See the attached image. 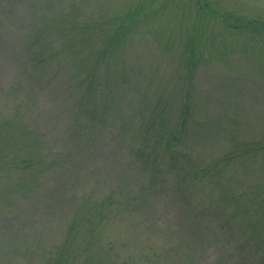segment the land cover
Masks as SVG:
<instances>
[{"label":"rangeland","instance_id":"rangeland-1","mask_svg":"<svg viewBox=\"0 0 264 264\" xmlns=\"http://www.w3.org/2000/svg\"><path fill=\"white\" fill-rule=\"evenodd\" d=\"M53 16L57 49L35 43ZM263 22L264 0H0V124L40 137L36 163L0 162V264H264V230L225 205L264 189L244 169L264 167ZM59 48L80 64H37Z\"/></svg>","mask_w":264,"mask_h":264},{"label":"trees","instance_id":"trees-1","mask_svg":"<svg viewBox=\"0 0 264 264\" xmlns=\"http://www.w3.org/2000/svg\"><path fill=\"white\" fill-rule=\"evenodd\" d=\"M140 8L138 10H135L137 13L136 15H138L139 13L137 11H139ZM58 13V15H60L59 10L56 12ZM245 18V17H244ZM241 19V18H240ZM244 21V20H243ZM253 20L250 19H246L244 25L237 23L236 26H231L232 29H246V28H250L252 25H249ZM69 22V18L67 17H52V18H46L44 19V27L47 28V30H53L51 35H55L56 37V28L58 26H68ZM256 23H258L256 21ZM264 24V22H263ZM227 26V27H230ZM256 26V25H255ZM254 26V27H255ZM253 27V28H254ZM256 30L259 29V27H255ZM58 39L57 37L53 40H49V41H45L42 38V35L38 34L35 38V43L38 44H44V46L46 48H48L49 45H51V43H54L53 48H49V49H57L58 47ZM52 52H55V55L50 56ZM38 60H37V64L38 65H44V64H49L50 62H52L53 60H55V57L58 56H65V57H69L65 54L62 53L61 48H59V50L55 51V50H47L46 52H42L41 50L38 53ZM70 58V57H69ZM71 62L76 63L73 59H71ZM76 61L78 60V57L75 59ZM77 65L80 64L76 63ZM92 64V63H91ZM56 70V69H55ZM95 70V71H94ZM73 71H75L73 69ZM101 70L99 69H95V67L89 66L88 68H86L84 71H82L81 74H86L85 78H84V82L87 84L86 85V92L88 95V101H91V99L93 98V96H90V93L92 92L93 89L97 88V87H102V85L99 83L98 81V72H100ZM56 72H59L58 70H56ZM75 78V75L72 77ZM115 81L116 83H121V80L117 79L115 77ZM104 83V82H102ZM105 84V83H104ZM26 89H21L19 91V89H17L16 93L18 94V98L16 99V108L15 110H20L23 107V101L20 99L19 94L21 93H25ZM108 101L107 99H104L103 103H102V114H105V110L107 108ZM185 106V105H184ZM183 106V108H184ZM253 115L255 116L256 122H252V130L256 131V134L258 136H263L262 139L257 140V142H255L254 149H256L255 151H257L260 155L264 154V121L262 118H264V113H256L253 112ZM15 121V119H14ZM15 123H17L15 121ZM20 124V123H17ZM22 125V124H20ZM23 129L25 130V126L22 125ZM154 129V127H152ZM174 130L171 131V133L169 134H165V137L163 138L164 141L162 142L163 147H165V149L167 150L168 155L170 154H174L173 152L180 150L183 146L181 144H179V139L183 138V139H187L188 137V130H187V123H185V121L181 120L179 122H177V124L174 126L173 128ZM13 131V129L10 127V122H4L2 124H0V154L4 155V159L0 160V162L6 164V163H15L17 162L19 165H22L24 162H33L36 163V158L40 157V152L38 151V144L40 143V137L38 136V134L35 131H30V130H25V131ZM154 132L153 135H149L152 132L146 134V136H149L151 140L154 139V137L159 134V128H155L154 130H152ZM193 135H195V133H192ZM159 143L154 144L153 148L155 149L156 146H158ZM153 145V144H152ZM150 147V146H149ZM35 149V153L30 151V149ZM17 152H21V154L17 153ZM31 153H33V155L31 156ZM172 152V153H171ZM176 153V155H177ZM246 164V163H245ZM244 164V165H245ZM253 165V164H252ZM255 167V165H253ZM257 167H259V169L253 168L251 165L249 168L244 167L245 171L249 172H253L254 174H256L255 180L257 182H263L264 184V167L262 166V164L259 166L257 165ZM7 168V167H6ZM23 168L26 169V167L23 166ZM21 166H20V170L19 171H24ZM8 171L4 169L0 170V175H4L6 174ZM30 174H38V172H27V174H22L20 175L19 178V183L18 184H23L21 182H23L25 179L27 180H31L30 179ZM254 180V181H255ZM255 181V182H256ZM222 183V182H221ZM220 183V184H221ZM25 184H31V183H25ZM262 184V183H261ZM35 185V184H33ZM33 185H28V188H34ZM256 192L260 193V192H264L263 190H254V192H252V196H241L238 198H233V193L231 191H227V193L231 196L230 198H228L227 203L225 205L232 207L235 211H237L239 217L242 220V223L244 226H249L250 228L249 230H256V237H258L259 232L264 230V197L258 199V194H255ZM238 222V221H237ZM101 252V251H99ZM56 263L57 264H63V260L62 258L58 255V257L56 258ZM100 261H105L103 259H101ZM130 264V263H129Z\"/></svg>","mask_w":264,"mask_h":264}]
</instances>
